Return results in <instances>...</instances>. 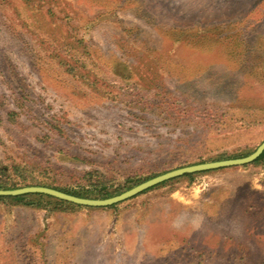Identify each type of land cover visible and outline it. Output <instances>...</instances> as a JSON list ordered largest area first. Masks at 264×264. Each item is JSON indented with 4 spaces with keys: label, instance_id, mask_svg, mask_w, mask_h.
I'll return each mask as SVG.
<instances>
[{
    "label": "rangeland",
    "instance_id": "obj_1",
    "mask_svg": "<svg viewBox=\"0 0 264 264\" xmlns=\"http://www.w3.org/2000/svg\"><path fill=\"white\" fill-rule=\"evenodd\" d=\"M263 142L264 0H0L19 189L130 190ZM0 264H264V161L104 208L0 200Z\"/></svg>",
    "mask_w": 264,
    "mask_h": 264
},
{
    "label": "water",
    "instance_id": "obj_2",
    "mask_svg": "<svg viewBox=\"0 0 264 264\" xmlns=\"http://www.w3.org/2000/svg\"><path fill=\"white\" fill-rule=\"evenodd\" d=\"M263 154H264V142L257 148V150L254 153H252L251 155L245 158L204 163V164H199V165L177 169V170L168 172L166 174L160 175L151 180H148L124 192L121 195L115 196L110 199H105V200L81 198V197L70 195L65 192L53 189V188L40 187V186L24 187V188H20L16 190H0V197H18V196H24V195L39 194V195H45L48 197H52L60 201L71 203L77 206L104 208V207H110V206H114V205L123 203L125 201H128L132 198H135L143 194L144 192L156 186H159L165 182H168L173 179L180 178L186 175L199 174V173L215 171V170H220V169H225V168L250 165L254 163L255 161H257Z\"/></svg>",
    "mask_w": 264,
    "mask_h": 264
},
{
    "label": "trees",
    "instance_id": "obj_3",
    "mask_svg": "<svg viewBox=\"0 0 264 264\" xmlns=\"http://www.w3.org/2000/svg\"><path fill=\"white\" fill-rule=\"evenodd\" d=\"M264 161V154L253 164H259ZM13 170L9 167L3 164V162L0 159V190H16L19 189L17 182L13 180L12 173ZM210 172V171H209ZM205 173V172H204ZM100 176V174H97ZM197 174H191V175H186L183 177L187 178H194ZM87 176H90L87 180L85 179L82 183L79 184L78 189H73V190H67L63 191L67 194L74 195L77 197L81 198H86V199H97V200H105V199H110L115 196L123 194V191H128L129 187L126 186L124 188L117 189L115 191H111V188L109 186V182L106 179V177H96L94 175V172H90L87 174ZM174 180V179H173ZM172 181V180H171ZM169 182V181H168ZM168 182H165L159 186H156L143 194L152 191L154 189L160 188L162 186H165L168 184ZM128 183H134V180ZM137 183V182H136ZM40 187H49V188H54L50 187L49 185H38ZM131 189V188H130ZM0 200L3 202H12L14 204H20L23 206L27 207H42L43 203L49 202V203H57V204H67L65 202H62L58 199L48 197L45 195H24V196H18V197H0Z\"/></svg>",
    "mask_w": 264,
    "mask_h": 264
}]
</instances>
